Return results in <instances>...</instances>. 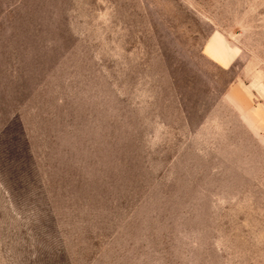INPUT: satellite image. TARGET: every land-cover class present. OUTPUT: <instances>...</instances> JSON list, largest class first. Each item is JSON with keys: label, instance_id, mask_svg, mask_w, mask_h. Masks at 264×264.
Returning a JSON list of instances; mask_svg holds the SVG:
<instances>
[{"label": "rangeland", "instance_id": "rangeland-1", "mask_svg": "<svg viewBox=\"0 0 264 264\" xmlns=\"http://www.w3.org/2000/svg\"><path fill=\"white\" fill-rule=\"evenodd\" d=\"M0 264H264V0H0Z\"/></svg>", "mask_w": 264, "mask_h": 264}]
</instances>
